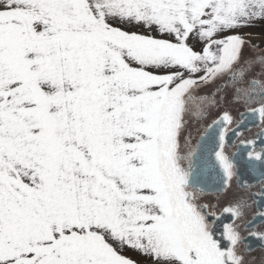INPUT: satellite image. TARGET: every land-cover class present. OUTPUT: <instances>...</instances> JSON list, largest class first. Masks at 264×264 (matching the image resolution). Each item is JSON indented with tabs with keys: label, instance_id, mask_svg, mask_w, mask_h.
<instances>
[{
	"label": "snow or ice",
	"instance_id": "snow-or-ice-1",
	"mask_svg": "<svg viewBox=\"0 0 264 264\" xmlns=\"http://www.w3.org/2000/svg\"><path fill=\"white\" fill-rule=\"evenodd\" d=\"M258 24L264 0H0V264H264Z\"/></svg>",
	"mask_w": 264,
	"mask_h": 264
},
{
	"label": "rangeland",
	"instance_id": "rangeland-1",
	"mask_svg": "<svg viewBox=\"0 0 264 264\" xmlns=\"http://www.w3.org/2000/svg\"><path fill=\"white\" fill-rule=\"evenodd\" d=\"M245 32H246V34L250 35L254 40H258L260 42V40L258 38L261 37L262 32H264V25L258 24L252 28L246 29ZM132 259L140 261V259H138V258L137 259L132 258Z\"/></svg>",
	"mask_w": 264,
	"mask_h": 264
},
{
	"label": "crops",
	"instance_id": "crops-1",
	"mask_svg": "<svg viewBox=\"0 0 264 264\" xmlns=\"http://www.w3.org/2000/svg\"><path fill=\"white\" fill-rule=\"evenodd\" d=\"M126 255H128V256H130L132 258H135V259H137V258L140 259V257L136 256V254L132 253V252H128V253H126Z\"/></svg>",
	"mask_w": 264,
	"mask_h": 264
},
{
	"label": "flooded vegetation",
	"instance_id": "flooded-vegetation-1",
	"mask_svg": "<svg viewBox=\"0 0 264 264\" xmlns=\"http://www.w3.org/2000/svg\"><path fill=\"white\" fill-rule=\"evenodd\" d=\"M256 42H257V43H259V41H258V40H256Z\"/></svg>",
	"mask_w": 264,
	"mask_h": 264
}]
</instances>
